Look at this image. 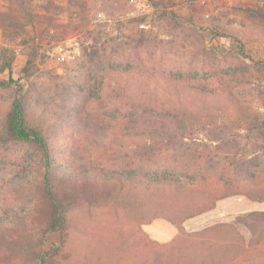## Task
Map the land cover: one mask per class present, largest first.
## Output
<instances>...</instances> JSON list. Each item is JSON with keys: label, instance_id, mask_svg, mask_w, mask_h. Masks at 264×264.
<instances>
[{"label": "trees", "instance_id": "trees-1", "mask_svg": "<svg viewBox=\"0 0 264 264\" xmlns=\"http://www.w3.org/2000/svg\"><path fill=\"white\" fill-rule=\"evenodd\" d=\"M6 1L15 14H0L4 34L13 40L25 38V23L34 16L28 11L33 0ZM78 1L67 0V7L77 11ZM111 1L104 10L122 14L130 0ZM149 1L156 12L152 20L148 15L130 19L149 27L138 29L132 37L129 48L133 53L118 47L114 57L108 48L90 54L95 74L87 91L82 86L71 89L61 81L54 96L45 95L23 91L13 85L12 78L0 79V93H4L0 98V183L31 202L24 212L0 210V264H93L90 255L96 247L86 241L89 232L81 227L80 210L88 217L97 210L112 213L119 245L114 260L101 264H218L219 258L227 263L231 252L244 250L238 242L232 246L234 241H230L218 251L197 240L207 241L210 233L221 228H227L224 233L230 235L237 224L251 233L248 247L264 248V210L200 231L184 228L188 220L215 209L228 197L243 195L264 202L263 175L250 169L245 172L235 163L230 164L233 169L216 168L213 159L197 164L201 156L193 168L183 164L161 171L154 163L186 132L206 130L201 116L212 118L213 111H232L230 115L240 117L247 137L264 153V121L240 108L233 90L226 88L218 94L190 71L157 68L153 62L156 48L163 47L188 48L191 59L204 57L207 38H230L241 56L245 44L235 29L221 30L215 24L205 31L191 17L164 7L163 1ZM186 1L190 6L200 5V0ZM30 56L23 68L27 76L35 74L36 60L43 54L33 45ZM238 61L223 73L227 84L238 87L264 78V60L252 66ZM10 66L7 63L2 71ZM77 95L84 97L83 105L73 109L70 102ZM207 131L213 135L211 140L225 143L222 131ZM14 147L26 149L23 164L12 159ZM67 156L78 158L79 163L69 164L63 159ZM123 218L132 226L118 225ZM159 218L178 230L169 243L151 239L142 229ZM55 233L59 245L47 250L45 243Z\"/></svg>", "mask_w": 264, "mask_h": 264}, {"label": "rangeland", "instance_id": "rangeland-1", "mask_svg": "<svg viewBox=\"0 0 264 264\" xmlns=\"http://www.w3.org/2000/svg\"><path fill=\"white\" fill-rule=\"evenodd\" d=\"M161 1L164 2V7L174 10L178 15L191 17L197 26L205 31H210L215 24L219 25L221 30L227 28L237 30L245 44V54L241 56L237 52L236 43L228 37L207 38L205 47L207 51L204 57L191 59L188 48H156L154 66L190 71L203 83L216 89L218 94L226 88L233 90L234 99L239 103V107L256 114L260 121H264V78L253 79L250 83L234 87L224 81L223 74L229 68L236 66L239 58L251 66L255 61L264 60V0H200V5L196 6H190L186 0ZM111 2V0H83V2L79 0L77 2L79 9L72 12L67 7V0H33L28 11L34 15L32 16L34 18L31 17L25 23L27 34L25 38L20 36L17 40H13L4 34V29L0 25V79L8 81L12 78L16 83L13 85L21 86L23 91L35 90L45 95L54 96L55 90H58L56 84L61 81H63L61 85L71 86V89L78 90L82 86L84 91H87V85L92 83L91 77L95 74V65L91 62L90 54L97 51L103 53L102 50L108 48L107 53L113 54L114 57L118 47L124 53H133L129 48L132 37L137 36L138 29L147 30L149 27L147 23L138 26L130 19L148 15L152 20L156 13L149 0H130L126 2L122 14H111L104 10L106 3ZM0 14H15L6 0H0ZM37 16L40 19L35 18ZM33 45L37 46L43 57L36 60L35 74L27 76L23 68L31 59L30 52ZM144 52L142 51V54ZM144 56L147 57L145 53ZM7 63H10V68L2 71ZM151 67H153L152 63L149 68ZM3 95L4 93H0V98H3ZM7 96L5 93V97ZM217 97L219 98L218 95ZM83 99L81 95L73 96L71 107L73 109L81 107ZM212 113V118L204 114L201 116L206 130L186 132L184 138H179L176 145L154 161L158 169L163 171L183 167V164L193 168L194 161L201 156L197 164H205L209 159H213L216 168L233 169L234 166L230 164L235 163V167L245 172L250 169L264 177V153L258 149L254 139L247 137L246 131L242 129L240 117L235 113L230 115L232 111L229 112L230 114L216 111ZM210 129L222 131L226 137L225 143L211 140L213 135L207 131ZM26 152L23 147H14L10 150V155L12 159L23 164ZM63 159L69 164L79 163L78 158L67 156ZM0 190V210L24 212L28 206H31L28 199L14 194L6 184L0 183ZM231 199L234 207H220L218 210L196 216L188 220L184 228L188 232L200 231L216 223H231L236 216L246 214L251 209L264 210V202H254L243 195L233 196ZM248 201L252 207L245 204ZM78 215L82 222L81 227L88 229L89 232L86 241L96 247L94 253L90 255L93 264L113 261L115 248L119 242L112 213L108 210H97L88 217L84 210H80ZM118 225L125 228L132 226L126 218H123ZM235 227V232L230 235L224 233L227 228H221L210 233L207 241H201L200 237L197 242H201L205 247L211 244L218 251L230 241H234V244L238 242L244 250L239 253L231 252L229 257H234L233 261L231 259V263L223 264H264V248L248 247L250 231L242 224H237ZM147 228V225H142V229ZM241 237L244 242L241 241ZM59 240L58 233L52 234L45 243V248L53 251L52 249L59 245ZM235 253H237L236 257ZM127 260L129 262L126 258V263Z\"/></svg>", "mask_w": 264, "mask_h": 264}, {"label": "crops", "instance_id": "crops-1", "mask_svg": "<svg viewBox=\"0 0 264 264\" xmlns=\"http://www.w3.org/2000/svg\"><path fill=\"white\" fill-rule=\"evenodd\" d=\"M231 198L232 197H228V198H225V199L220 200L217 203L216 208L213 209V210H211V211H209V212L218 210V208H220V207L221 208H225V207H229V206L230 207H234L233 206L234 202L232 201ZM245 204L247 206H249V207H252V204L249 203V201H248V203H245ZM253 210H258V209H251V210H249L247 212H251ZM222 213H226V212H222ZM147 226H148V228L145 229V231L147 232V234H149V236L153 240H156V241H158L160 243H169L178 234L177 228L173 224H171L169 221H167L165 219H161V218L160 219H156L153 223H151V224H149ZM234 245L235 244L233 243L232 246H234ZM236 255H237V253H235V257H236ZM231 259L233 261L234 257H232ZM217 262H218V264H223L224 263V260L219 258V260Z\"/></svg>", "mask_w": 264, "mask_h": 264}]
</instances>
